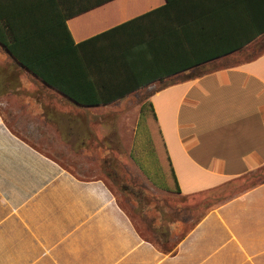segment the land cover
<instances>
[{
  "label": "crops",
  "instance_id": "crops-1",
  "mask_svg": "<svg viewBox=\"0 0 264 264\" xmlns=\"http://www.w3.org/2000/svg\"><path fill=\"white\" fill-rule=\"evenodd\" d=\"M145 13L159 70L177 74L110 104L80 105L22 67L34 89L0 69V89L18 96L23 118L37 121L27 128L48 141L40 147L16 130L2 98L0 264H264V182L209 208L166 251L142 236L107 180L82 174L92 162L66 165L46 153L113 151L110 136L116 151L145 152L139 129L148 118L161 141L149 154L162 166L133 159L183 196L264 167V0H109L67 23L80 43ZM166 162L175 186L165 180Z\"/></svg>",
  "mask_w": 264,
  "mask_h": 264
},
{
  "label": "trees",
  "instance_id": "trees-1",
  "mask_svg": "<svg viewBox=\"0 0 264 264\" xmlns=\"http://www.w3.org/2000/svg\"><path fill=\"white\" fill-rule=\"evenodd\" d=\"M107 1L0 0V49L15 66L84 106L110 104L177 74L159 70L150 13L75 42L67 20Z\"/></svg>",
  "mask_w": 264,
  "mask_h": 264
},
{
  "label": "rangeland",
  "instance_id": "rangeland-1",
  "mask_svg": "<svg viewBox=\"0 0 264 264\" xmlns=\"http://www.w3.org/2000/svg\"><path fill=\"white\" fill-rule=\"evenodd\" d=\"M4 66L12 70L14 75L22 78L24 83L27 86L29 85L31 89L38 86L29 75L16 68L13 60H10L7 53L0 49V69H4ZM152 90L153 88L148 89L140 95L142 96L144 93L148 94ZM2 98L8 101L6 105L8 110L7 116L13 127L18 131H23L26 137L35 144L45 147L48 141L43 138L39 139L34 135L35 133L30 132L31 128H27L29 124H33L35 127L37 121L34 119L25 120L23 118V116L26 117V114L21 108L18 96L4 93L0 89V101H3ZM133 99L136 100V97L133 96ZM147 119L141 120L139 129V133H144L143 139L140 140V145H143V141L146 139L145 152L116 151L117 142L110 136V143L112 144L110 147L113 151L76 153L51 151L46 153L58 158L66 165L72 158L73 164L85 163V159L92 162L91 166L80 168L82 174L86 176H101L107 180L110 188L116 194L119 203L130 215L142 236L150 239L162 248H173L177 240L184 236L209 208L227 199L230 195L250 188L254 184L264 180V167H262L219 189L195 196H183L174 187L168 188L159 185L158 180L160 178L154 176L155 180L151 179L150 174L140 169L133 159V156H135L138 161L141 160V163H146V160L149 159L152 161L150 163L153 166L161 165V162L154 156L153 152L149 154V150H153L155 140L160 145L161 141L158 135L156 137L152 136L148 128ZM132 124L135 127L136 120H133ZM41 130L45 131V133H53L51 128L47 131L41 127ZM54 139H61V137L57 135ZM130 142L125 145L121 143L119 147L129 148L132 146ZM165 164V180L168 181L169 186H175L174 177H172L169 165L167 162Z\"/></svg>",
  "mask_w": 264,
  "mask_h": 264
}]
</instances>
